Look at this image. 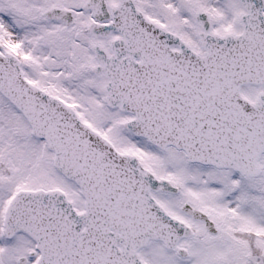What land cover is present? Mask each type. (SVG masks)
<instances>
[{
  "label": "snow or ice",
  "instance_id": "obj_1",
  "mask_svg": "<svg viewBox=\"0 0 264 264\" xmlns=\"http://www.w3.org/2000/svg\"><path fill=\"white\" fill-rule=\"evenodd\" d=\"M0 264H264V0H0Z\"/></svg>",
  "mask_w": 264,
  "mask_h": 264
}]
</instances>
